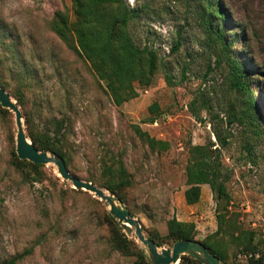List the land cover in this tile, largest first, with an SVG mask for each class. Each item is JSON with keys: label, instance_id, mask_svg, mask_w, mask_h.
<instances>
[{"label": "rangeland", "instance_id": "obj_1", "mask_svg": "<svg viewBox=\"0 0 264 264\" xmlns=\"http://www.w3.org/2000/svg\"><path fill=\"white\" fill-rule=\"evenodd\" d=\"M220 1L227 11L228 39L237 36L230 51L259 71L252 86L261 99L264 128V0ZM124 2L142 9L141 17L129 25L134 43L152 46L161 58L150 85L141 89L135 85L136 97L115 106L88 63L51 31L55 11H65L72 19L70 0H0V31L8 33L0 36L2 78L10 84L25 83L26 106L39 126L52 128L53 119H66L64 148L75 175L97 176L102 158L121 159L131 178L123 205L142 225L145 236L155 229L163 237L171 217L192 222L197 240L215 230V202L208 185H201L198 201L190 205L184 202L183 190L189 145L211 141L217 146L214 131L219 132L226 139L219 148L220 160L229 170L230 224L225 229H252L257 241L264 229V137L256 140L240 125L225 122L231 92L223 84L224 71L215 64L216 47L206 40L195 18L196 4L191 0ZM201 97L209 108H202ZM193 99L197 118L189 109ZM152 102L158 110L151 114ZM133 125L153 139L167 141L168 148L150 150ZM7 134V124L0 119V260L30 248L17 264H132L134 256L111 247L105 203L95 202L89 193L72 191L71 183L52 164L44 165L46 176L41 181L23 180L10 165ZM246 142L253 145L254 162L246 158ZM221 238L224 264H243L238 247L226 234ZM135 243L146 253L142 244Z\"/></svg>", "mask_w": 264, "mask_h": 264}, {"label": "trees", "instance_id": "obj_2", "mask_svg": "<svg viewBox=\"0 0 264 264\" xmlns=\"http://www.w3.org/2000/svg\"><path fill=\"white\" fill-rule=\"evenodd\" d=\"M195 6L194 15L203 28L205 38L216 50L214 51L215 64L220 66L223 73V84L231 92L224 109L225 122L240 125L244 131L250 132L256 140L264 137V128L260 126L262 120L261 99L253 94V75L259 71L249 66L245 61L238 59L230 51L232 42L237 39H228L226 31L228 21L227 11L220 0H191ZM72 19L65 11H55L49 26L51 31L72 51L86 61L97 79L104 83V90L115 106L137 96L138 88L150 85L153 75L161 66V58L152 46L136 45L130 34L129 25L138 20L142 9L129 7L124 0H70ZM242 38H246L244 25L240 27ZM1 30V29H0ZM8 33H2L4 37ZM6 46L9 43L4 42ZM179 42L175 43L174 49ZM167 83H171L169 76L165 75ZM25 83L10 84L0 74V87L8 91L20 108L26 137L34 147L40 151L59 155L68 172L75 175L69 166L70 155L66 145L68 122L65 118L53 119L50 128L48 125L36 124L32 111L26 106L24 93ZM202 108H209L208 101L200 98ZM190 112L197 118L195 99L189 102ZM149 113H155L158 105L152 102L148 105ZM0 119L7 124V141L9 143L10 165L18 170L21 178L39 182L46 176L43 164H36L25 159H19L14 150V131L12 114L8 109L0 106ZM153 118H151L152 120ZM134 131L147 144L150 150L163 151L169 143L162 139L149 137L146 131L133 125ZM218 145L211 141L205 144H194L188 147V157L185 164V183L183 190L184 202L188 205L198 201L201 185H208L215 202L214 216L216 228L200 241L224 264L225 249L222 234L238 247L244 258L243 264H264V229L255 241V232L252 229H237L235 232L227 231L225 227L230 224L227 219L230 205V195L226 189L229 170L220 160V147L226 144L225 137L214 131ZM252 144L244 143L246 158L254 162L252 157ZM83 180L91 181L95 185L106 189L117 196L125 204L124 189L130 185V174L124 167L120 158L101 159L99 174L89 173ZM78 193L88 192L81 189H72ZM95 202L97 199L89 194ZM127 207V206H126ZM129 214L131 211L127 208ZM111 233V247L124 255L135 257L132 264H151L144 250L137 246L134 240L127 238L122 232L123 227L105 213ZM119 225V226H118ZM141 229H143L142 225ZM146 237L160 246L182 239H194V226L190 221H180L175 217L166 220V234L161 237L155 229L148 230ZM197 240V239H196ZM31 249L1 259L0 264H17ZM257 254V256H256ZM177 264H201L189 255H180ZM239 264V263H234Z\"/></svg>", "mask_w": 264, "mask_h": 264}, {"label": "water", "instance_id": "obj_3", "mask_svg": "<svg viewBox=\"0 0 264 264\" xmlns=\"http://www.w3.org/2000/svg\"><path fill=\"white\" fill-rule=\"evenodd\" d=\"M0 106L8 109L12 114L16 156L19 159H25L36 164L54 165L56 173L62 179L68 180L74 189L86 191L92 197L104 202L108 214L123 227L126 235H132L135 241L144 246L145 254L151 264H177L180 255H189L201 264H221L218 258L196 239L177 240L169 247H159L150 241L142 232L139 221L129 214L128 209L118 197L91 181L71 175L59 155L40 151L34 147L32 142L26 137L19 106L2 87H0Z\"/></svg>", "mask_w": 264, "mask_h": 264}, {"label": "built area", "instance_id": "obj_4", "mask_svg": "<svg viewBox=\"0 0 264 264\" xmlns=\"http://www.w3.org/2000/svg\"><path fill=\"white\" fill-rule=\"evenodd\" d=\"M256 256H257V254H256Z\"/></svg>", "mask_w": 264, "mask_h": 264}]
</instances>
